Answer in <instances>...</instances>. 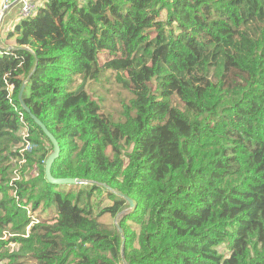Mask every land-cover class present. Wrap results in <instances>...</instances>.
Returning <instances> with one entry per match:
<instances>
[{
  "label": "trees",
  "instance_id": "16d2710c",
  "mask_svg": "<svg viewBox=\"0 0 264 264\" xmlns=\"http://www.w3.org/2000/svg\"><path fill=\"white\" fill-rule=\"evenodd\" d=\"M19 15L0 58V263L124 264L125 241L127 264H264V0H42ZM104 70L133 95L124 120L90 93ZM27 79L23 102L60 146L52 175L86 183L47 182Z\"/></svg>",
  "mask_w": 264,
  "mask_h": 264
},
{
  "label": "rangeland",
  "instance_id": "374dc122",
  "mask_svg": "<svg viewBox=\"0 0 264 264\" xmlns=\"http://www.w3.org/2000/svg\"><path fill=\"white\" fill-rule=\"evenodd\" d=\"M16 10V8H13L5 15L3 26L0 30L1 42L7 46L14 44L13 40H6L7 31L9 32L15 28V23L10 21L11 17H16L18 18L17 21H20L19 9L18 12ZM6 23H9L10 27H6ZM108 58V55L103 54L101 56V63L104 64ZM117 76L118 74L114 71L104 70L100 80L89 83V89L92 97L99 102L102 112L115 121H121L124 120V113L126 112L125 106L130 103L133 95L124 89L123 85L119 83ZM109 204V201H107L102 207L108 206ZM58 210L74 212L71 207H64L63 203L61 205L59 204ZM0 264H7V261L1 262Z\"/></svg>",
  "mask_w": 264,
  "mask_h": 264
},
{
  "label": "water",
  "instance_id": "95a60500",
  "mask_svg": "<svg viewBox=\"0 0 264 264\" xmlns=\"http://www.w3.org/2000/svg\"><path fill=\"white\" fill-rule=\"evenodd\" d=\"M1 24H2V21H0V25ZM9 50H12V48H10ZM14 50H16V48ZM28 83H29V79H27L25 81L23 88H22V91L20 93L19 99H20L21 105H22L24 111L26 113H28L30 118L35 122V124L42 129L45 136L51 141V143L53 145V152L50 154V156L46 160V166H45V176H46L47 182L51 185H54V186H66V185L68 186V185H78V184L86 183L84 181H81L78 179H71V178L57 179L52 175V166L54 165L55 161L60 156V146H59L58 140L54 137V135L48 130V128L34 114H32L31 110L24 104L22 98H23V93H24ZM125 199L129 203L130 209L133 210L135 208L134 202L130 198L126 197ZM118 231H119L121 237L124 239V234H123L122 229L118 228ZM124 248H125V241H123V243H122V258H123V263L127 264L125 256H124Z\"/></svg>",
  "mask_w": 264,
  "mask_h": 264
},
{
  "label": "built area",
  "instance_id": "2783aa9c",
  "mask_svg": "<svg viewBox=\"0 0 264 264\" xmlns=\"http://www.w3.org/2000/svg\"><path fill=\"white\" fill-rule=\"evenodd\" d=\"M42 0H18L19 13L23 18H28L33 15L35 11L38 9V2ZM11 2L10 0H2V4L0 7V21H3L5 15L8 13V11L11 9ZM1 27V25H0ZM7 52H12V50H9L8 48L4 47L0 41V58H2L4 55H6ZM27 136V134H25ZM31 147L30 144L26 146L28 149Z\"/></svg>",
  "mask_w": 264,
  "mask_h": 264
},
{
  "label": "crops",
  "instance_id": "0c3cea01",
  "mask_svg": "<svg viewBox=\"0 0 264 264\" xmlns=\"http://www.w3.org/2000/svg\"><path fill=\"white\" fill-rule=\"evenodd\" d=\"M14 8H16L17 10H16V12H18V9L20 8V6L18 5L17 7H14ZM13 8H11L9 11H11ZM8 11V12H9ZM16 17H11V19H10V21H13V23H15L16 24ZM3 22H4V19H3V21H2V24H1V27H0V30H1V28H2V26H3ZM14 24V25H15ZM14 42V41H13ZM3 45V44H2ZM4 47H6V48H8V49H10V48H12V50L14 49V47H15V43L13 44V45H10V46H5V44L3 45Z\"/></svg>",
  "mask_w": 264,
  "mask_h": 264
},
{
  "label": "clouds",
  "instance_id": "9594fccd",
  "mask_svg": "<svg viewBox=\"0 0 264 264\" xmlns=\"http://www.w3.org/2000/svg\"><path fill=\"white\" fill-rule=\"evenodd\" d=\"M14 50V49H13Z\"/></svg>",
  "mask_w": 264,
  "mask_h": 264
}]
</instances>
